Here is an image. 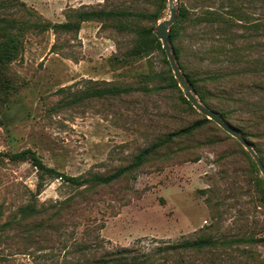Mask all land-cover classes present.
Here are the masks:
<instances>
[{
  "label": "rangeland",
  "instance_id": "obj_1",
  "mask_svg": "<svg viewBox=\"0 0 264 264\" xmlns=\"http://www.w3.org/2000/svg\"><path fill=\"white\" fill-rule=\"evenodd\" d=\"M22 1L51 22L66 21L72 9L148 12L165 4L158 21L170 13L168 0ZM174 3L178 9L185 3L189 10L177 41L185 67L201 76L214 75L207 87L231 124L264 131V0ZM219 7L225 11L223 35L215 24L190 22L204 9ZM135 23L150 22L136 18ZM130 39V33L96 20L82 21L78 31L26 34L20 57L9 66L18 89L0 115V151L31 148L46 165L68 175L105 173L127 164L156 136L202 118L163 81L148 82L150 90H135L121 99L62 101L93 81L138 86L147 73L166 68L158 52L125 61ZM257 142L264 153V139ZM238 143L211 120L189 139L173 143L168 159L153 157L134 178L93 192V200L78 197L75 202L80 204L73 203L78 209L64 210L58 217L51 216V204L73 195L72 186L48 177L36 194L35 167L27 161L0 160V224L24 204L46 209L41 219L0 230V264H78L106 249L132 246L137 239L150 244L199 234L225 239L261 235L264 203L245 176ZM183 144L190 148L180 150ZM196 155L199 160L194 161ZM225 264H264V244L235 243L225 249Z\"/></svg>",
  "mask_w": 264,
  "mask_h": 264
},
{
  "label": "trees",
  "instance_id": "obj_2",
  "mask_svg": "<svg viewBox=\"0 0 264 264\" xmlns=\"http://www.w3.org/2000/svg\"><path fill=\"white\" fill-rule=\"evenodd\" d=\"M188 1V0H183ZM161 7L148 12H132L123 8L104 9H72L67 14V20L63 22H51L44 19L33 9L29 8L22 0H0V115L6 108L9 98L17 91V85L10 77L9 66L17 60L24 47L25 36L28 33H42L52 30L55 33L78 31L82 21L96 20L112 27L119 33H130V46L124 52V59H133L147 57L153 52L161 55V62L166 67L164 70L154 71L144 75V82L138 86L126 83H112L110 81H93L84 90L74 92L68 98H62L65 103H74L82 99H105L118 98L131 94L135 90L148 91L151 88L148 82L163 81L166 87L178 93L179 99L186 104L191 110L193 106L183 96L182 91L178 87V83L173 76L172 70L166 58V54L161 47L160 40L154 34V26L162 17L160 15ZM204 9L191 19L192 24H215L219 34L225 33V11L220 9ZM189 10L185 3L179 7L178 18L170 26L168 41L173 46L176 60L186 75L188 81L194 87V93L199 97L200 102L212 109L219 111L226 122H229V116L224 110H219L213 101L215 94L207 87L208 81L215 79L212 76H201L195 69H187L182 62L180 48L177 44L182 22L189 19ZM150 22L146 25H138L135 19ZM59 92H65V88H60ZM195 111V110H194ZM207 122H211L206 116L197 119L177 131L164 132L147 146L137 151L131 160L117 168L105 173H90L88 175H68L58 171L52 166L44 163L38 153L31 149L25 148L18 151H0V160H7L12 163L29 162L37 169L39 181L36 185V194L43 186V181L50 178H60L66 184L72 186L76 192L60 201L51 204L54 209L52 217H58L61 212L67 209H78L73 203L78 197L90 196L93 192H98L106 188H112L122 179L134 178L136 172L153 157L168 159L173 153L172 144L179 140L189 139L192 135L199 132ZM1 123V119H0ZM233 125V124H232ZM234 126V125H233ZM236 127V126H235ZM238 128L241 134L250 141L255 152L260 157L264 165V153L260 146L259 140L264 139V131H250L244 128ZM253 138L255 140L250 139ZM217 142V140H212ZM240 150L246 161L245 176L252 180L259 200L264 203V181L260 175L258 167L249 153L238 143ZM190 148L188 144L179 146L180 150ZM193 160H199V156H194ZM78 198L76 201H80ZM86 201V200H85ZM86 202H91L87 200ZM46 209L36 208L33 204L21 205L17 212L11 218L0 224V230L6 227H12L14 224H21L23 220L29 218H43ZM89 216L86 218L88 219ZM102 228V227H99ZM1 234V233H0ZM100 243L104 240L100 235H96ZM150 244L143 243V239H137L132 246H122L118 248H110L93 258L86 257L85 260L78 264H225V249L234 246V244H264V233L261 235L249 234L248 236H234L230 239L211 238L210 236L199 234L192 238H183L177 241H167L155 239ZM91 245L84 244V249L89 250ZM237 248V247H236ZM77 249H81V245L77 244ZM243 251V249L241 250Z\"/></svg>",
  "mask_w": 264,
  "mask_h": 264
},
{
  "label": "water",
  "instance_id": "obj_3",
  "mask_svg": "<svg viewBox=\"0 0 264 264\" xmlns=\"http://www.w3.org/2000/svg\"><path fill=\"white\" fill-rule=\"evenodd\" d=\"M168 8L170 11L169 17L156 23L154 27V34L161 42V47L166 54V58L172 70L173 76L178 83V87L182 91L183 96L189 101L194 109L206 116V118L215 122L221 129L234 137L242 145V147L249 153L251 158L256 163L264 181V165L250 141L241 134L238 128L226 122L219 111L209 108L200 102L199 97L194 93L193 85L188 81L186 75L182 72L176 60L173 46L168 41L170 26L176 21L179 9L176 7L174 0H168Z\"/></svg>",
  "mask_w": 264,
  "mask_h": 264
}]
</instances>
